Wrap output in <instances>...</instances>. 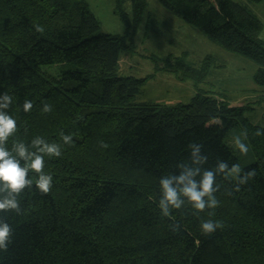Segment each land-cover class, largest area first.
I'll use <instances>...</instances> for the list:
<instances>
[{
  "label": "trees",
  "instance_id": "1",
  "mask_svg": "<svg viewBox=\"0 0 264 264\" xmlns=\"http://www.w3.org/2000/svg\"><path fill=\"white\" fill-rule=\"evenodd\" d=\"M159 1L211 42L253 61V81L264 89L263 24L249 7L264 0ZM112 2L123 34L100 32L84 0H0V105L5 94L12 97L0 111L18 126L6 146L15 140L44 155L53 177L43 194L35 183L40 174L30 169L31 186L13 193L19 211L0 210V223L10 228L0 264H264V108L257 125L245 116L249 103L230 105L204 91L173 105L136 100L151 75H120L118 58L133 48L147 3ZM165 62L164 69L196 86L215 59L168 55ZM26 100L30 112L23 110ZM214 119L220 123L201 132ZM233 128L246 155L225 141ZM37 136L59 145L62 155L40 153L43 144H32ZM221 163L239 164L240 177L255 176L237 191L238 178L224 179ZM206 171L219 186V206L195 215L181 194V208L168 205L172 215L164 216L161 180L177 189L192 180L199 190ZM181 175L186 179L178 184ZM7 196L0 181V199ZM208 219L223 226L205 235L200 224Z\"/></svg>",
  "mask_w": 264,
  "mask_h": 264
},
{
  "label": "rangeland",
  "instance_id": "2",
  "mask_svg": "<svg viewBox=\"0 0 264 264\" xmlns=\"http://www.w3.org/2000/svg\"><path fill=\"white\" fill-rule=\"evenodd\" d=\"M84 1L98 20L100 32L124 33L126 27L114 13L112 0ZM146 3L141 21L132 35L133 48L121 51L118 58L120 75H151L137 94L136 100L173 105L187 103L196 93L204 91L214 94L218 100L225 99L230 105L249 103L252 108L245 112V116L253 124H262L264 102L255 101L264 96V89L253 81L255 63L225 50L194 31L168 11L159 0H146ZM127 7L130 9L128 4ZM249 7L263 24L260 37L264 40V1L251 3ZM168 55L185 56L192 63H199L205 55H212L215 63L210 66L209 74L195 86L191 79L180 80L175 73L164 69ZM155 67L161 69L156 70ZM218 122L219 119L212 120L201 127V132L207 133L210 125ZM239 135V129L233 128L225 141L233 144Z\"/></svg>",
  "mask_w": 264,
  "mask_h": 264
},
{
  "label": "clouds",
  "instance_id": "3",
  "mask_svg": "<svg viewBox=\"0 0 264 264\" xmlns=\"http://www.w3.org/2000/svg\"><path fill=\"white\" fill-rule=\"evenodd\" d=\"M35 28L38 32L44 31L43 27L40 25H36ZM11 99L12 97L10 95L5 94L4 100L6 103L0 105V107L7 108ZM23 110L25 112H30L32 110V102L26 100L23 104ZM45 110L48 111L50 109L46 106ZM17 131L18 126L16 120L10 114L0 111V181L4 182V187L8 190V196L0 199V210L16 209L19 211L18 201L13 193L19 194L26 186H31L32 180L26 178L30 169L40 174L39 179H37L35 183L43 194H48L52 190L53 177L51 174H46L45 172L44 155L37 154L36 152H29L23 143H17L15 140L12 141L11 149L6 146V142L10 137L14 136ZM256 135H261V133L257 132ZM62 138L66 144L70 143L68 136H62ZM32 144H43V147L39 148V152L49 157L58 158L62 155L59 145L47 144L39 136L32 141ZM101 146L107 147L103 142H101ZM234 146L238 148L241 154H247V145L238 137L235 139ZM13 151L25 161L23 166H21L20 160L12 154ZM225 170L227 171L225 172ZM218 171L225 172L224 179H228L229 177L234 179L238 178L236 186L237 191L240 185L246 184L249 179L255 176L254 171H249L244 173L243 177H240L239 174L242 169L239 164H233L231 169H228L227 163H221ZM185 179L186 177L181 175L177 178V183L183 184ZM214 181L215 177L212 171H206L204 173L199 190H197V184L192 180H189L184 187L177 189L171 186L172 181L170 179H162L161 185L164 195L159 201V207L163 208V215L171 217L172 213L168 205H171L173 209L181 208L183 203L179 199L181 194L188 198L189 202L196 210L195 215H199V213L204 212L206 209H215L219 206L220 201L214 195L219 187H213ZM204 197H208V199L205 200ZM211 215H213V213L209 212V216ZM222 226L220 222L208 219L201 222L200 229L203 234L210 235L217 228ZM9 236V225L7 223H0V249L7 251L8 244L10 243Z\"/></svg>",
  "mask_w": 264,
  "mask_h": 264
}]
</instances>
